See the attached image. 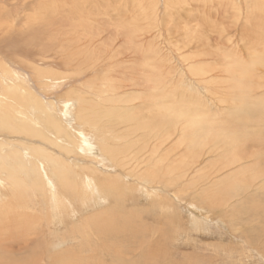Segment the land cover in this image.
<instances>
[{
	"label": "bare ground",
	"instance_id": "bare-ground-1",
	"mask_svg": "<svg viewBox=\"0 0 264 264\" xmlns=\"http://www.w3.org/2000/svg\"><path fill=\"white\" fill-rule=\"evenodd\" d=\"M116 1L0 0L1 33L9 34L18 26L30 27L40 16L61 15L77 46L66 47L64 51L60 46L54 50L52 60L0 53V264H43L47 260L48 264H68L75 246L85 249L91 235L111 255L110 264H146L144 260L126 262L119 252L122 245L118 239H132L137 232L133 219L138 209L136 195L142 193L147 198L159 199L160 207L169 212L173 203H183L178 194L181 188L172 194L165 189L182 179V174L187 175L190 165L195 164L208 143L225 144L231 150L235 146L233 151L237 154L228 160V166L257 159L259 151L254 152L252 148L248 153L244 145L254 140L255 144H264V139L259 137L263 121L248 107L250 97L254 99L251 95L255 90L249 88L253 75L240 60L241 53L230 38L226 39L228 51L219 56L223 59L220 61L224 65L222 73L227 74L230 83L228 92H234L235 100L232 103L229 98H221V103L227 105L223 107L227 110L224 122L218 112L204 109L208 102L203 103L199 93H191L195 84L212 85L209 94L215 97L211 70L198 65L185 67L188 58L181 54L179 61L184 72H177L169 64L168 55L155 45L144 51L149 50L150 56L149 62L142 65L143 68L145 65V76L138 86L131 84L141 87V91L121 92L123 87L114 85L115 80L106 76L101 80L93 78L82 89L70 87L54 97V91L65 86L70 78L80 77L84 72H104L103 66L119 55L118 51L109 50L108 45L112 43L100 36L101 32L94 29L91 21V15L100 12L96 5L111 6ZM189 1L199 3L200 7L205 5L207 9L221 7L225 1L222 6L230 7L235 23L241 25L249 18H261V23L254 26H264L262 0H162L159 12V0H134L139 11L129 17L130 26L119 24L115 29L124 40L123 51L133 54L141 48L143 37L151 27H158L157 21L168 15L169 9L178 10ZM263 44L264 39L259 45L264 50ZM255 59L263 61L260 57ZM54 60L61 63L56 64ZM184 75L189 81L185 86ZM135 93L138 96H133ZM140 95L148 98L144 115L138 111L140 106L132 104ZM72 103H76L73 124L68 111ZM180 146L182 150L176 153ZM174 172L180 178L172 177ZM159 189L167 197L161 198ZM125 202L131 204V210L126 209ZM96 205L98 210L93 209ZM84 213L88 217L74 231L75 226L70 228L73 218ZM69 219L72 222H67ZM196 224L199 222L195 221ZM62 226L60 233L54 232ZM40 232L42 238L38 237ZM76 233L82 238L78 243ZM40 245L44 251H37ZM27 252L32 256L25 258ZM38 252L41 257L34 254ZM160 259L163 261L164 257Z\"/></svg>",
	"mask_w": 264,
	"mask_h": 264
},
{
	"label": "rangeland",
	"instance_id": "rangeland-1",
	"mask_svg": "<svg viewBox=\"0 0 264 264\" xmlns=\"http://www.w3.org/2000/svg\"><path fill=\"white\" fill-rule=\"evenodd\" d=\"M110 2H114V0H110ZM223 2L225 1L221 2V7L216 8L213 4L212 7L214 8L211 9H207L205 5L200 7L198 6L199 3L196 4L194 1L181 4L178 10L169 9L168 15H163L157 21L158 27L149 29V33L142 39L141 48L134 51L133 54L123 51L124 40L120 35H117L115 29L119 24L122 27L130 26L129 17L133 13L136 15L137 11H139L137 3L134 0H117L111 6L106 3L96 5L100 8V12L91 15L92 25L95 30L101 32V37L108 38L110 43H112V45H108L109 50L112 53L118 51L119 55L109 61V65L103 66L104 72L101 70H98L99 73L97 74L95 72L92 74L84 72L85 74L80 77H72L65 82V86L54 91L56 93L53 96L61 95L70 87L82 89L93 78L97 77L101 80L106 76L115 80L113 82L114 85L123 87L120 90L121 92L141 91V87L131 86V84L135 83L137 85L142 77L145 76V65L144 68L142 65L149 62L150 56L147 54L149 50L147 52L144 51L150 45H155V47L159 46V49H162L161 51L168 55L169 64L177 72H184L183 64L181 60L179 61L181 54V57L188 58L184 62L185 67L198 65L211 70L210 75L214 74L213 77L215 79L212 89L215 97H211L209 94V89L212 88V85L197 86L195 84L194 90L191 89V93L196 94L195 91L199 93L200 100L203 103L208 102L205 104L206 107L204 109L211 110L213 113L218 112L220 119L224 122L227 110L223 107L227 105L221 103V98H229L232 103H235V100L234 92H228L230 83L227 74L222 73L224 65L220 61L223 59L219 56H221L223 51H228L225 49L227 40L230 38L231 42L236 45L238 53H241L240 60H243L245 67L252 72L253 77L250 80L249 88L255 91L252 92L251 96H254V99L250 97L248 107L257 112L255 117L258 120L263 121L259 127L261 129L259 137L264 139V50L262 49L263 46H259L264 39V26H259V28L254 26V24L261 23V18H249L241 25L239 22L235 23L232 20L233 11L230 12V7L226 4L222 6ZM262 3H264V0H262ZM159 10H162V0H159L158 12ZM18 27L13 28L9 34L0 32L1 54L4 52L3 54L5 55L19 54L36 59L48 58L52 60L55 55L54 50L60 46H63V51L69 46L77 48L72 40L73 33L68 32L70 27L65 23L61 15L40 16L39 20L32 26ZM224 29H226V32H222ZM153 35H155V38H152L154 37ZM146 40H148V43H146ZM182 46H186V48L179 51L178 48H182ZM43 49L45 53L41 52ZM76 51L80 50L77 49ZM256 57H260L263 61L258 62L255 59ZM144 58L145 62L142 61ZM54 62L56 64L61 63L58 60H54ZM76 62L80 61H73V63ZM227 65L231 66L232 64ZM183 80V86L189 83L188 76L184 75ZM67 84L69 87H67ZM133 96L138 95L135 93ZM211 98L212 100L210 101ZM147 102V96L140 95L132 104L140 106L138 111L144 115L143 112L148 110ZM75 105L76 103H72L68 108L71 124H73L72 114L74 113ZM231 108L233 109V107ZM103 122H106V118L103 119ZM111 125H113V122ZM255 143L256 141L254 140L253 143H249L247 146L244 145V148L248 153H251L252 148L254 152L259 151L257 152L256 160L248 159L243 161L242 165L234 164L231 166H228V160L235 157L236 152L233 151L235 146L231 150L225 144L208 143L203 148V152L199 155L200 157L196 159L195 164L190 165V171L186 173L187 175L182 174V179L177 183L175 182L174 186L165 189L172 194V192L176 193L177 188H181L178 194H180L181 198L179 199L183 203H173V211H164L158 204L159 199L155 197L150 196V198H147L145 194H137L135 205L138 209L136 208L135 217H133L137 232L132 239L129 237H125V240L118 239V242L122 245L119 248L121 257L126 262L144 260L146 264H264V192H262V190L264 191V148H262L264 144ZM181 150L182 146L176 150V153ZM200 150L198 148L196 151L199 152ZM99 165L105 166L103 164ZM175 175H178V173L174 172L171 176ZM178 177L180 178L179 175ZM225 185L228 189L225 188ZM157 193L161 198L167 197V193L161 191V189L157 190ZM167 199L168 201L170 200L169 197ZM125 204L126 209L131 210V204L128 202H125ZM246 205H248V208ZM241 208L242 210L239 211ZM244 208L248 211H244ZM93 209L98 210V205L93 207ZM86 214H77L73 218V224L70 228L75 226V231L76 228L81 227L80 223L82 220L88 217ZM80 216L83 217L81 218ZM195 221L199 222V225H195ZM67 222L72 221L69 219ZM193 223L195 226H193ZM63 228L62 226L60 229H55L54 232L60 233ZM70 228L68 229L69 234L72 233ZM41 236H43L42 232L38 234V237L42 238ZM46 236L48 237V233H44V237ZM75 236L78 237L77 243L82 240L77 233ZM92 237L95 236L91 235L86 241L85 249L79 250V246H75L70 262H67L68 264L111 263V255H107L106 251H103V248L100 247L101 242L99 239L96 240V237L92 239ZM49 238L52 237L49 236ZM87 244L90 249L87 248ZM41 250L44 251L40 245L37 251ZM20 252L22 251L20 250ZM34 254H38V257H41L39 252ZM30 255L32 256V253L27 252L24 257L28 258ZM91 255H94V257ZM162 257H164L163 261L160 259ZM47 261H43V264H48Z\"/></svg>",
	"mask_w": 264,
	"mask_h": 264
}]
</instances>
